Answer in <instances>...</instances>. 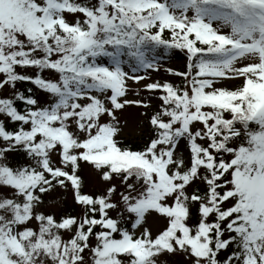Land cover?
<instances>
[{"label":"snow or ice","instance_id":"obj_1","mask_svg":"<svg viewBox=\"0 0 264 264\" xmlns=\"http://www.w3.org/2000/svg\"><path fill=\"white\" fill-rule=\"evenodd\" d=\"M177 256L264 264V0H0V264Z\"/></svg>","mask_w":264,"mask_h":264},{"label":"rangeland","instance_id":"obj_2","mask_svg":"<svg viewBox=\"0 0 264 264\" xmlns=\"http://www.w3.org/2000/svg\"><path fill=\"white\" fill-rule=\"evenodd\" d=\"M162 65L165 66H172L174 68L177 69H183V65H184V56L183 53H179L178 55H174L171 56L170 58H166L164 60L161 61ZM156 73H153V76L156 77ZM160 76H164L163 71H161V73L159 74ZM168 79H175L174 77H166ZM146 82V81H145ZM137 109H129L128 112H136ZM56 194H54L55 196ZM63 207V205L61 206ZM71 201L68 202V208H71ZM78 211V210H77ZM169 260H171L173 262V264H183V258L182 257H170Z\"/></svg>","mask_w":264,"mask_h":264}]
</instances>
